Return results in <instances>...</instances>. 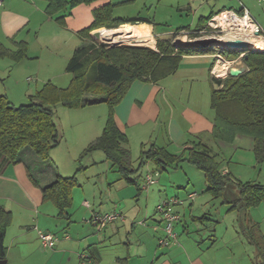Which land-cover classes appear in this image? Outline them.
Segmentation results:
<instances>
[{
  "label": "crops",
  "instance_id": "obj_1",
  "mask_svg": "<svg viewBox=\"0 0 264 264\" xmlns=\"http://www.w3.org/2000/svg\"><path fill=\"white\" fill-rule=\"evenodd\" d=\"M137 1L149 3L155 0H97L91 4H81L73 9L72 14L66 18V24L62 25L56 20V16H50L46 12V0H4L0 4V43L11 50H16L18 42L26 41L28 55L27 60L15 61L11 58V61L6 63L8 65L6 72L3 75L0 74L2 79L0 91L6 93L11 100L12 93L17 92L16 83L20 85V81H22L15 78L13 70L20 68L22 72L27 73L31 66H35L36 61H44V54L47 50L56 51L52 58L46 59V61H51V74L43 77L44 79L36 78L32 93L39 90L47 81L55 83L62 74L57 71V67L62 63L67 65L77 47L94 42L92 38L94 30L90 32L89 37H83L78 33L92 23L94 9L110 3L113 5L114 14V9L119 7V4ZM212 12L216 11L212 9L206 16ZM137 16L143 17L141 15L115 17ZM206 16L201 15L197 25ZM144 19V22L133 24V26H130L131 23L126 24L132 32L141 35L151 32L153 37L158 35L155 22L147 17ZM183 28L185 30L181 32L184 33H191L195 29L186 26ZM33 46L35 47L34 52L32 51ZM44 50L46 51L44 52ZM217 56L220 57L215 53L204 52L183 54L179 68L159 83L145 80H136L132 83L121 102L115 107V121L120 130L127 135V147L131 153L132 149L137 148L140 157L143 149H148L155 143L165 147L171 153L177 154L173 147L180 149L182 153L188 143L202 142L217 154L213 151V146L219 141L213 137L214 111H211L208 106L203 107L196 102L203 94L205 99L210 101L211 106L213 87L211 77L214 75L213 70H215ZM233 61L235 60H230V65ZM10 65H14L15 68ZM38 73L42 74L40 69ZM28 78L27 82L31 84L33 80L29 81ZM48 78L49 80H47ZM7 82L8 84H6ZM70 109L75 110L76 113L66 112V115L77 116V122L74 121V124L71 125L74 132L78 133L72 141L73 156H80L89 144L102 134L108 119L109 106L105 102H99L82 108ZM238 137L242 138V136ZM224 145L226 146V143ZM224 145L222 147H225ZM55 148L51 150L53 162H56L54 152L57 153V151ZM98 152L103 151L95 150L88 153L90 163L96 161L95 157L101 158L102 155ZM32 154L30 152L25 154L24 160L19 163H12L0 154V204L12 212V221L7 228L5 238L8 247V264H26L25 261L29 257L35 259L36 250L44 256L45 264H80V254L83 252H87L91 256L93 264H218L213 261L212 256H210L211 260L209 259L208 254L213 248V244L210 245L203 235L198 234V238L194 234H191L192 236L185 235L186 238L184 235L180 236L182 232L190 233L191 228L186 219L187 213L192 215L194 210L201 207L200 199L194 202L197 195L193 200L185 198V202L176 207V210L181 214V219L175 223L177 240L170 246L162 247L158 243V238L164 234V221L158 213L156 215L157 209L155 208V214L152 209L154 206L157 207L156 203L159 199L185 196L180 193H165L163 195L160 188L164 186V182L162 183L161 180L154 183L155 186L158 184L156 187H153L154 184H152L146 189L147 203L144 209L139 204L124 208V196L120 192H118L119 196L116 194L114 200L109 203L107 201L100 202L99 208H95V204H90L87 199L90 195L83 192L79 193L80 196L77 197L74 193L73 203L68 208L67 215L61 216L59 208L52 201L44 200L42 193V188L55 180L57 170L51 169V173H47L46 167L42 168V165L38 164V157ZM103 156L107 158L105 153ZM222 172H229L236 180L244 181L240 178V173H233L228 167H222ZM58 173L63 176H72L62 173L60 168ZM75 174L77 176V173L73 175ZM122 178L125 179L123 176ZM135 180L136 184L133 182L131 184L136 185L138 192L141 193L143 188H140L142 186L138 179L135 178ZM252 180L255 179L245 181ZM81 201L83 202L81 203ZM94 201L96 202V200ZM151 201L155 202L150 206ZM86 202L89 204L87 205ZM75 204H78L77 207ZM110 211L123 213L125 219L109 223L103 229L90 221L95 213ZM35 213H37L36 217ZM42 216L52 219H69L72 224H79V227H75V229L72 227L74 225L69 226L68 229L73 233L72 236H69L64 228H60L63 230L61 233L58 231V227L63 225L62 222L55 219L57 229L52 232L50 230L52 229L51 223L44 224ZM136 224L139 227L135 226ZM41 228L46 230L44 232L53 233L57 237L54 247L47 248L42 245L44 250L40 248L42 241L39 230ZM33 262L36 264L35 261Z\"/></svg>",
  "mask_w": 264,
  "mask_h": 264
},
{
  "label": "trees",
  "instance_id": "obj_2",
  "mask_svg": "<svg viewBox=\"0 0 264 264\" xmlns=\"http://www.w3.org/2000/svg\"><path fill=\"white\" fill-rule=\"evenodd\" d=\"M46 12L56 16V20L66 24V18L81 4H91L97 0H46ZM226 8L203 17L191 32L194 37L204 31L208 21ZM241 12V8L238 9ZM144 17H114L113 5L104 4L93 10L92 23L78 33L89 37L90 32L101 28L120 26L127 37L141 34L132 33L125 23L144 22ZM209 28V27H207ZM185 30L181 27L175 37ZM107 43L105 28L100 37ZM26 41L17 43L11 50L0 43V55L9 56L15 61L27 57ZM204 52L221 53L231 59L240 52L221 48H195L191 44L176 46L172 38L157 41V50L141 45L108 46L92 42L77 47L70 57L66 71L72 74L70 83L61 87L52 81L46 82L39 90L29 96L30 102L19 106L13 104L7 94L0 91V154L10 162L19 163L27 153L37 155L41 167L46 163L53 165L51 150L61 143L62 134L56 118L55 107L60 104L67 108H82L90 104L105 102L109 106L108 119L102 134L92 141L84 156L95 150H102L112 162V166L130 183H135L131 173H135L148 162L153 171L161 173L168 168H178L188 161L203 171L207 189L213 198H220L229 205L230 210H238L240 219L245 222L249 210L264 202V183L258 181H239L229 172L223 173L221 161L211 149L202 142L188 143L179 154L171 153L165 147L153 143L143 149L138 167L132 163L131 151L127 147L128 137L115 121V107L121 102L132 83L136 80L159 83L172 75L180 66L182 55ZM245 67L237 76L230 74L225 78L211 77V107L214 111L213 137L225 143L233 142L237 135L250 136L258 162L264 161V49L248 52L244 57ZM2 79L0 78V81ZM48 165V166H49ZM79 168L77 171L82 170ZM36 181V180H35ZM77 176H63L57 172L55 180L42 188L44 200L52 201L64 216L73 203V188ZM140 187V186H139ZM67 215V214H66ZM12 221V212L0 204V259H7L8 247L5 242L7 228ZM245 235L256 247L260 264H264V232L256 221L246 223ZM175 228V226H174Z\"/></svg>",
  "mask_w": 264,
  "mask_h": 264
},
{
  "label": "rangeland",
  "instance_id": "obj_3",
  "mask_svg": "<svg viewBox=\"0 0 264 264\" xmlns=\"http://www.w3.org/2000/svg\"><path fill=\"white\" fill-rule=\"evenodd\" d=\"M242 1L249 8L256 21L264 29V3H261L258 0ZM119 5V7H115L116 9H114V17L124 15H141L143 17L150 18L155 22L156 32L159 33L158 35H154L155 46L138 43L137 41L123 42L120 44L148 46L155 50H157V41L163 38H172L176 46L191 44L195 48H198V46L194 45L192 42L196 38L205 36L218 37V35L219 37H222L223 32L216 33L214 29L209 27V21L204 31H201L196 37H194L192 33L184 32H180L179 35L175 37L174 33L184 26L195 28L198 24L199 17L201 15H208L212 9L214 11H217L220 8L224 7L228 9L232 8L235 10L241 8L239 0H155L154 2L151 1L149 3L137 1L134 3H121ZM130 26H133V24ZM125 28L130 29L128 28L127 24L125 25ZM101 29L102 28H98L97 30L93 31V41L98 44L103 43L105 45L111 46L108 44L111 43L108 40V37H106L107 43L102 42L99 39L100 34L97 31L99 30L101 32ZM106 29L107 28H105V36H107ZM122 29L125 33L124 28ZM132 33L136 32L130 31L129 35L131 36ZM144 36L152 35L151 32H147L143 33V35L136 37ZM131 38L135 39L133 36ZM181 39L184 41H181ZM120 44L112 46H117ZM211 48H214L216 51L220 50L221 48L223 49L224 47L217 46ZM32 51H35L34 46ZM38 51L41 52L40 50ZM45 51L46 50H44V52ZM51 51L52 50H47L44 54V61H36L35 66H31V69L27 73L22 72L20 68H15L14 65H10V67L13 66V68H15L13 70V75L15 76V78H19L23 81H20V85L16 83L17 92H13V96L10 97L11 102H13V104L19 106L21 104L29 103L31 101L29 96L35 93H32L35 87L34 80H36V78L41 79V77L43 78L51 74V61H46V59L52 58V56H54V52H56L52 51V53ZM215 54L220 55V57H216L215 67L217 65V62L221 58L227 60L229 62V65L231 64L230 60H235L232 62V65H230L231 67H245L244 56H242V53H240L239 56L233 59L219 52ZM10 59L11 58L9 56L4 57L0 55V74L3 75L6 72V68H8L7 64L9 63L8 61H11ZM24 59L27 60L26 57ZM47 65H49L50 67ZM39 69L41 70L42 74L38 73ZM57 71L62 72V74L59 76V78L56 79L55 83L62 87L67 86L70 83L72 74L66 71V63H62V65H59L57 67ZM23 76H25L24 79ZM225 77H227V75L222 76L221 78ZM27 78L29 81L33 80V82L29 84L27 82ZM47 80H49V78ZM6 84H8V82ZM28 86L30 88L32 87V89H30ZM196 102L200 106H208L209 109L213 111L210 106V101L205 99V96L203 94L199 99L196 100ZM55 111L56 118L61 129V140H64L62 141L61 146L59 145L55 148V151H57V153L54 152L56 162H53L52 166H50L49 163H46L47 173H51V169L57 170L58 172L59 168L62 173L64 172L68 175H73L74 173H77L78 184L74 188L73 194L76 193L75 196L77 197L80 196L79 193L83 192L90 195V197L88 196L87 199L90 201L91 205H96L95 208L100 207V202L107 201L109 203L111 200H114V196L116 194L117 196H119L118 192H120V194L124 196V208L135 204H139L142 209L146 208L147 190L143 189L142 192L139 193L136 185L128 183L127 180L122 178L121 173L115 170L114 167H112L111 161L105 158V156H103V152H98L102 156L101 158L95 157L96 161L93 163H90L88 159L90 156L88 154L84 156H73L74 151H72V141L74 140L75 135L77 136L78 133L74 132L71 125L74 124V121L77 122V116L74 114L75 116L70 117V115H66V112H69L71 114L76 113V111L71 109L69 110V108H66L60 104L55 107ZM238 136H242V138ZM224 143L225 142L223 141H218V143L213 146V151L217 152L216 155L219 161H221V166L230 168L233 173H240V178L244 181L248 179H255L252 181L264 183V161L258 162L253 150L252 138L246 135H237L233 142L226 143V146L224 145ZM223 145L225 147H222ZM173 149L176 150L175 152L177 154L181 153L180 149H177L176 147H173ZM32 155L38 157L35 154ZM138 155L139 154L137 153V148L132 149L131 159L134 167H138L139 165ZM38 159L41 160L39 157ZM79 168L83 169L77 171ZM148 172H151L155 175V171H153L152 164L149 162L145 163L140 168V170L132 174L131 177L137 178L140 183V186H142L144 184V177ZM155 178L158 181L161 180L162 183L164 182V186L160 188L162 193H164L163 195H165V193H180L181 195L185 196L180 197L182 199H185L188 197L189 193L196 192L197 196L194 202H197V199H200L199 204L201 205V207L196 211L194 210L192 215L189 212L187 213L186 219L191 228L190 233L187 234L182 232L180 236L184 235L185 237V235L194 234V236L197 237L198 234L203 235L208 240V243H210V245L213 244V248L210 249L208 254L209 259L211 258L210 256H212L213 261L217 262L218 264H260V258L257 254L256 247L252 243H250L249 238L245 235L244 230L247 225V221H256L259 223L260 227L262 228V231H264V202L261 203L259 206L253 207L249 210L248 218L245 222L243 219H240L238 210H230L229 205L222 203V200L220 198H213L212 195L208 191H206L207 183L203 171L188 161L182 162L178 168L172 167L168 168L162 173H158V175H155ZM156 186L154 184L153 187ZM94 200H96V202ZM163 200L164 199H159L156 204H159ZM82 202L83 201H81V203ZM153 202L155 201H151V203H149L150 206L153 204ZM187 202L189 201L187 200ZM48 205L51 204L48 203ZM77 205L78 204H75L76 207ZM155 208L156 207L154 206V208L152 209V212L154 214L156 211ZM34 215L36 217L37 213H35ZM156 215H158L157 212ZM42 219L44 224L49 222L51 223L52 229L50 230L52 232L56 231L57 229L56 220L58 219L60 222H62V225L64 226L58 227V231L61 233L63 230L60 228H64V231L67 232L69 236H72L73 234L68 229L69 226L74 225L72 227H79V224H72L69 219L55 218V220L52 218H47V216H42ZM136 222L138 223V221H135V223ZM135 226L139 227L138 224H136ZM40 230L42 231L43 229L41 228ZM35 231L37 233V230ZM40 248L44 250L42 244H40ZM34 257L35 259L33 257H29L25 261V263L33 264V261H35L36 264H45V258L38 250H36V254L34 255ZM205 258L208 259V257Z\"/></svg>",
  "mask_w": 264,
  "mask_h": 264
},
{
  "label": "built area",
  "instance_id": "obj_4",
  "mask_svg": "<svg viewBox=\"0 0 264 264\" xmlns=\"http://www.w3.org/2000/svg\"><path fill=\"white\" fill-rule=\"evenodd\" d=\"M4 0H0V4L3 3ZM241 4V12L238 10L232 9V8H226L219 12L218 14H215L210 20H209V27L214 29L216 33H222L223 35L226 34L228 31H232V27L243 29L244 31L252 30V32L259 36L264 38V29L261 27V25L256 21V19L253 17L250 10L245 6L244 2L242 0H239ZM261 3H264V0H258ZM228 13L233 18H237L238 20H249L250 25L243 26L241 24L231 26L228 24V26H225L223 23H220L217 19V16ZM247 22V21H246ZM99 34L101 33L99 30L97 31ZM219 37V35H218ZM237 37L249 40L248 36L246 34H240ZM259 50V49H257ZM243 56V54H242ZM215 76H220L216 71H214ZM228 75V70L226 71V74ZM155 175H158V172H155ZM155 175L151 172L146 173L144 177V184L142 185L143 189H148L149 186L154 184L157 179L155 178ZM197 193L193 192L188 195V199L193 200L195 198ZM185 202V199H182L178 196H173L171 198L165 199L161 201L156 209L157 213L161 216L162 220L164 221V234L158 238V243L160 246H170L171 244L175 243L177 240V232L175 231V223L178 222L181 219V214L178 210H176V207L179 205H182ZM88 205L89 203L86 202ZM118 219H125V216L123 213L119 211H110L106 213H95L90 221L94 222L100 229H103L106 227L109 223H112ZM39 234L41 237L42 245L47 248H52L55 246L57 237L53 233L44 232L39 230ZM80 264H93V260L91 256L87 252H83L80 254Z\"/></svg>",
  "mask_w": 264,
  "mask_h": 264
},
{
  "label": "bare ground",
  "instance_id": "obj_5",
  "mask_svg": "<svg viewBox=\"0 0 264 264\" xmlns=\"http://www.w3.org/2000/svg\"><path fill=\"white\" fill-rule=\"evenodd\" d=\"M217 19L219 20L220 23H223L225 26H228V24L231 26L239 25V24H241L243 26L250 25L249 20H245V21L238 20L237 18H233L228 13H223V14L217 16ZM130 31L131 30L129 29V33H130ZM106 33H107L106 37H108V40L111 43L120 42V41H122V42L137 41L138 43L155 46V39L153 36H144V37H136V38L134 37L135 39H133L131 37L125 36L124 31L120 26L115 27V28H107ZM240 34H246V36H248L249 46L251 48L259 49V50L262 48L264 49V38L255 35L252 32V30L244 31L243 29H238V28L232 27V31H228L225 35L222 36V38L223 39L234 38ZM181 41H184V40L181 39ZM229 66H230L229 62L227 60L221 58L217 62V67H215V71L220 76H223L226 74V71H227Z\"/></svg>",
  "mask_w": 264,
  "mask_h": 264
},
{
  "label": "water",
  "instance_id": "obj_6",
  "mask_svg": "<svg viewBox=\"0 0 264 264\" xmlns=\"http://www.w3.org/2000/svg\"><path fill=\"white\" fill-rule=\"evenodd\" d=\"M192 42L194 45L198 46V48H211V47L221 46L226 49H232L242 53L245 58H247L249 51L257 50L249 46L248 40L240 37L223 39L222 37H217V36H205V37L196 38ZM120 43L123 42L120 41V42L108 43V44L112 46ZM243 70L244 68L232 66L229 68L228 74L232 76H237L240 73H242ZM0 264H8L7 259H0Z\"/></svg>",
  "mask_w": 264,
  "mask_h": 264
}]
</instances>
